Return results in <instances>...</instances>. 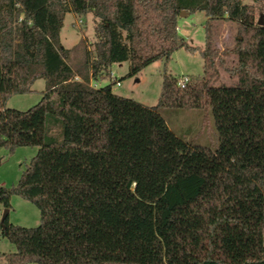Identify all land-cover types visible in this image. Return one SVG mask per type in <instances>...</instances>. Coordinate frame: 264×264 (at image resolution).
Returning <instances> with one entry per match:
<instances>
[{
    "label": "trees",
    "instance_id": "trees-1",
    "mask_svg": "<svg viewBox=\"0 0 264 264\" xmlns=\"http://www.w3.org/2000/svg\"><path fill=\"white\" fill-rule=\"evenodd\" d=\"M182 11L205 12L203 49L179 35ZM68 14L93 16L92 50L62 45ZM261 17L264 0H0V147L39 149L16 186L0 187V204L19 195L41 215L36 228L4 221L16 252L0 262L264 264ZM221 20L238 24L230 68L214 43ZM182 48L200 52L204 74L184 89L165 75L157 108L114 93L115 82L90 86L114 64L136 76ZM220 68L232 84H216ZM39 79L36 106L6 107ZM160 109L211 113L218 145L177 135Z\"/></svg>",
    "mask_w": 264,
    "mask_h": 264
},
{
    "label": "rangeland",
    "instance_id": "rangeland-1",
    "mask_svg": "<svg viewBox=\"0 0 264 264\" xmlns=\"http://www.w3.org/2000/svg\"><path fill=\"white\" fill-rule=\"evenodd\" d=\"M254 5L252 2H246ZM259 18V15L256 14ZM262 18V17H261ZM205 12H196L186 18L180 17L178 30L179 35L185 39L189 46L203 49L206 38ZM79 21H82L80 23ZM96 21L92 15L77 17L73 14L66 16L61 30V42L67 49H74L80 55L83 41L92 50L95 37ZM214 43L219 51V57L225 62V66L232 67L236 63V56L231 52L238 38V24L231 21L221 20L213 25ZM111 74L121 82V86L113 85V91L122 97L134 99L146 106L157 108L162 91L165 75L181 79L189 77L190 81L203 76L204 59L200 52H189L182 48L176 51L169 60L161 59L148 65L136 76H128L129 63L114 64ZM109 74H101L100 87L106 86L114 79H109ZM106 79V80H104ZM235 78L226 70L219 69V79L216 84L230 85ZM101 84V85H100ZM33 92L25 95L12 96L6 107L18 111H28L36 106L42 99L46 90V81L37 80ZM160 113L166 119L171 129L179 136L190 141L192 144L214 148L219 143L218 132L211 113L195 109H160ZM37 147H19L13 152L0 147V187L11 188L16 186L31 160L38 153ZM233 174L226 171L225 198L232 196ZM8 223L24 228H36L40 225L41 215L39 209L30 201L19 195H13L10 207L7 209ZM6 208L0 204V255L13 254L16 248L2 236V219ZM0 264H8L3 259ZM36 264V263H27Z\"/></svg>",
    "mask_w": 264,
    "mask_h": 264
},
{
    "label": "built area",
    "instance_id": "built-area-1",
    "mask_svg": "<svg viewBox=\"0 0 264 264\" xmlns=\"http://www.w3.org/2000/svg\"><path fill=\"white\" fill-rule=\"evenodd\" d=\"M79 22L82 23V21H79ZM113 79L115 80V84H116L118 87L121 86V82H120L119 80H116L115 78H113ZM77 80H79V79L77 78ZM189 81H190V78H189V77H183V78L179 79V81H178V86H179L181 89H184V88H186V86L188 85ZM90 86L93 87V88H99V87H100V86L97 84V82H91Z\"/></svg>",
    "mask_w": 264,
    "mask_h": 264
},
{
    "label": "water",
    "instance_id": "water-1",
    "mask_svg": "<svg viewBox=\"0 0 264 264\" xmlns=\"http://www.w3.org/2000/svg\"><path fill=\"white\" fill-rule=\"evenodd\" d=\"M188 15H189L188 12H186V11H182L180 17L185 18V17H187ZM259 24L262 25V26L264 25V20H263V18H260ZM8 214H9V211L6 209V211H5V213H4V216H3V219H2V225H3L4 221L8 218Z\"/></svg>",
    "mask_w": 264,
    "mask_h": 264
},
{
    "label": "crops",
    "instance_id": "crops-1",
    "mask_svg": "<svg viewBox=\"0 0 264 264\" xmlns=\"http://www.w3.org/2000/svg\"><path fill=\"white\" fill-rule=\"evenodd\" d=\"M190 15V14H189ZM188 15V16H189ZM186 18V17H185ZM111 68H112V66L109 68V70H108V72H104V74H109V79H113V78H115L112 74H111V72H110V70H111ZM116 79V78H115ZM104 80H106V79H104ZM99 82H101V81H97V83H99ZM101 85V84H100ZM114 92V91H113ZM115 93V92H114ZM117 94V93H116ZM119 95V94H118ZM121 96V95H120Z\"/></svg>",
    "mask_w": 264,
    "mask_h": 264
}]
</instances>
